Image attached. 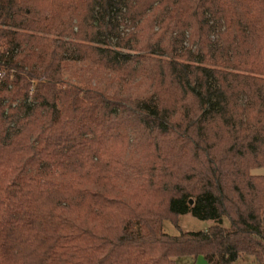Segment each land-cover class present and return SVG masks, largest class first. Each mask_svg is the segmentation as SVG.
Wrapping results in <instances>:
<instances>
[{
  "label": "trees",
  "instance_id": "obj_1",
  "mask_svg": "<svg viewBox=\"0 0 264 264\" xmlns=\"http://www.w3.org/2000/svg\"><path fill=\"white\" fill-rule=\"evenodd\" d=\"M261 168L264 0H0V264H264Z\"/></svg>",
  "mask_w": 264,
  "mask_h": 264
},
{
  "label": "rangeland",
  "instance_id": "obj_2",
  "mask_svg": "<svg viewBox=\"0 0 264 264\" xmlns=\"http://www.w3.org/2000/svg\"><path fill=\"white\" fill-rule=\"evenodd\" d=\"M84 68L83 65L77 64L70 68L71 73L78 72L80 69ZM254 175H263L264 174V168L261 169H254L251 171ZM213 225L212 221H202L198 220L194 217H192L190 214L181 215L178 218V222L176 224H173L172 222L165 220L162 222V231L163 233L176 237L179 236L181 233L186 232H203L206 231L210 226ZM222 227L223 228H229V221L226 218H223L222 220ZM176 264H208L207 261L202 258L198 257L194 260H191V258H181L176 260ZM233 264H257L254 258L243 256L240 259H238Z\"/></svg>",
  "mask_w": 264,
  "mask_h": 264
}]
</instances>
